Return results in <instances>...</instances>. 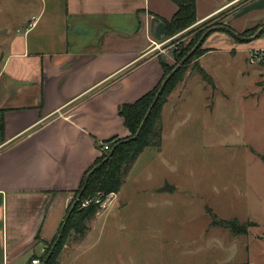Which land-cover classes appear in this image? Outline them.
Returning a JSON list of instances; mask_svg holds the SVG:
<instances>
[{"label":"crops","instance_id":"0c3cea01","mask_svg":"<svg viewBox=\"0 0 264 264\" xmlns=\"http://www.w3.org/2000/svg\"><path fill=\"white\" fill-rule=\"evenodd\" d=\"M195 3L192 26L210 19L235 33L264 26V0ZM22 4L32 11L20 26L0 25L6 27L0 31V264H30L56 236L102 143L129 136L118 108L162 80L160 61H171L165 21L177 10L172 0ZM254 40L237 41L214 30L197 64L205 71L209 57L247 53L264 44V35ZM188 86L168 95L161 110L162 138L178 119Z\"/></svg>","mask_w":264,"mask_h":264},{"label":"rangeland","instance_id":"374dc122","mask_svg":"<svg viewBox=\"0 0 264 264\" xmlns=\"http://www.w3.org/2000/svg\"><path fill=\"white\" fill-rule=\"evenodd\" d=\"M22 1L0 0V25L22 24L32 11ZM216 21L173 34L168 66L174 68V53ZM246 57V50H236L205 59L212 83L198 77L196 56L179 67L165 95L166 102L189 84L178 119L166 127L159 148L149 147L124 167L120 197L105 201L84 235L67 231L55 264H222L224 254L205 246L214 236L237 243L229 264H264V66ZM165 183L172 190L157 191ZM233 220L247 232H235L227 224ZM50 242L36 255L40 262Z\"/></svg>","mask_w":264,"mask_h":264},{"label":"trees","instance_id":"16d2710c","mask_svg":"<svg viewBox=\"0 0 264 264\" xmlns=\"http://www.w3.org/2000/svg\"><path fill=\"white\" fill-rule=\"evenodd\" d=\"M176 6L177 10L173 17L169 21H165L166 35L170 36L179 32L189 26H192L196 22V3L195 0H172ZM213 19L207 20L205 22H210ZM203 22V23H205ZM216 24L211 26H222L220 31L226 32L233 36L230 31H233L229 26L216 21ZM202 24V23H201ZM200 25V24H199ZM197 26V25H196ZM210 26V27H211ZM209 28V27H208ZM206 28L201 34L196 36L188 46L184 47L181 51H176L174 53L176 62H179L185 54L195 45V43L200 39L202 34L208 29ZM257 27L252 29L245 30L243 32L237 33L239 36L246 35L250 32L256 30ZM212 32V31H211ZM209 32L207 36L211 33ZM234 32V31H233ZM261 33H264L262 31ZM234 37V36H233ZM207 38V37H206ZM205 38V39H206ZM237 41H242L237 37H234ZM205 39L202 41L201 45L195 50V52L189 57L185 62H189L195 56L199 57L205 52L201 48ZM163 69V78L162 80L170 73L173 67H169L164 62L160 61ZM182 68H179L167 81L162 93L159 95L154 106L151 108L149 115L145 119L144 123L141 125V122L146 115V112L154 99V96L162 82V80L157 84V86L150 92L144 94L137 100L132 103H124L118 108V114L123 118L124 124L129 131V136L126 138H131L136 135V132L139 130L138 134L130 140L121 141V139H108L104 142L114 141L110 144V151L113 149L112 155L106 161V153H101V155L96 159L94 165L91 169L84 175L80 183L79 188L74 192L73 198L68 205L66 215L63 219L62 224L60 225L56 236L50 242V250L47 252L45 257L42 258V262L39 264H55V257L57 254V247L63 242V238L67 236V231L73 228L74 232L79 235H84L86 230V222L88 219H91L101 208L102 202L107 198L111 193H117L120 189L122 183V174L124 167L128 166L134 159L139 155L142 150L147 146H155L157 148L161 145L162 140V128H161V110L165 103V95L169 88L177 81L180 77L179 72ZM178 75V76H177ZM201 78L208 82L212 83L211 77L200 68ZM169 92V91H168ZM2 117L0 115V132L2 131ZM124 138V139H126ZM101 148V146H100ZM109 151V152H110ZM264 159V156H262ZM125 167V168H126ZM89 174L87 184L83 190L79 199L77 195L80 192L86 175ZM98 195V196H97ZM97 196V197H96ZM85 199L88 201L85 205L81 206V202ZM74 204L72 210L71 206ZM210 212V209H208ZM215 223H222L221 220H215V215L211 214ZM227 224L235 231L239 233H246L247 229L245 225H238L236 220L229 221ZM59 239V241H58ZM55 242H58L56 248L53 249ZM52 247V249H51ZM36 256V255H35ZM40 260V259H39Z\"/></svg>","mask_w":264,"mask_h":264},{"label":"water","instance_id":"95a60500","mask_svg":"<svg viewBox=\"0 0 264 264\" xmlns=\"http://www.w3.org/2000/svg\"><path fill=\"white\" fill-rule=\"evenodd\" d=\"M222 29V26H213L209 29H207L203 34L202 36L200 37V39L196 42V44L185 54V56L177 63V65L173 68V70L162 80L155 96H154V99L153 101L151 102L147 112H146V115L144 116V119L143 121L141 122V125L140 127L142 126V124L144 123L145 119L147 118V116L149 115L150 113V110L151 108L154 106L155 102L157 101L159 95L162 93L167 81L169 80V78L172 76V74L180 67L182 66L186 61L187 59L195 52V50L201 45L202 41L207 37V34L211 31H214V30H220ZM264 31V26L262 27H259L258 31L253 35V36H250V37H242V36H239L237 33L233 32V31H230V33L234 36V37H237L238 39L242 40V41H251V40H254L256 39L257 37H259V35L261 34V32ZM139 130L136 132V135L138 134ZM135 135V136H136ZM135 136L131 137V138H128L126 140H130V139H133ZM112 152H113V149L106 155V157L104 158V161L108 160L110 158V156L112 155ZM92 171H90L87 175H86V178H85V181H84V184L80 190V192L78 193L77 195V199L80 198L83 190L85 189L86 187V184H87V180H88V177H89V174L91 173ZM172 190V187L170 185H168L167 183H165L162 187H160L159 189H157V191H171ZM74 204L71 206V209L70 211L72 210Z\"/></svg>","mask_w":264,"mask_h":264},{"label":"built area","instance_id":"2783aa9c","mask_svg":"<svg viewBox=\"0 0 264 264\" xmlns=\"http://www.w3.org/2000/svg\"><path fill=\"white\" fill-rule=\"evenodd\" d=\"M173 38V36L170 37V39ZM247 60L249 61L250 64L253 65H261L264 66V44L263 45H258L255 47L250 48L247 51ZM101 153H106L108 154L110 151V142H104L101 145ZM98 196V195H97ZM111 196H114V193H111L107 196V198L102 202L101 206L104 205L105 201ZM88 201L83 203L85 205ZM40 260L39 257L35 256L30 260V264H39Z\"/></svg>","mask_w":264,"mask_h":264},{"label":"clouds","instance_id":"9594fccd","mask_svg":"<svg viewBox=\"0 0 264 264\" xmlns=\"http://www.w3.org/2000/svg\"><path fill=\"white\" fill-rule=\"evenodd\" d=\"M164 163L167 164V161ZM172 170L174 171L175 169L172 168ZM205 246L219 249L224 254L222 264H229L238 252V245L235 241H225L223 238L215 236L210 238Z\"/></svg>","mask_w":264,"mask_h":264}]
</instances>
